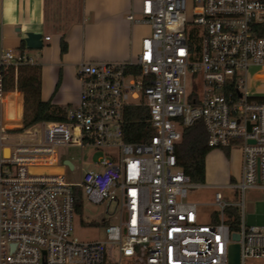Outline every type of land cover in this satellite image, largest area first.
Listing matches in <instances>:
<instances>
[{
  "label": "built area",
  "instance_id": "obj_1",
  "mask_svg": "<svg viewBox=\"0 0 264 264\" xmlns=\"http://www.w3.org/2000/svg\"><path fill=\"white\" fill-rule=\"evenodd\" d=\"M140 13L128 19L151 32L137 58L82 60L79 101L65 121L25 127L23 112L9 109L5 76L35 60L15 49L0 56V264H230L232 243L240 264H264V226L244 219L246 191L264 188V101L248 82L252 68L264 67V0H142ZM129 105L148 108V141L125 140ZM199 121L210 147L238 144L243 155L241 180L225 185L240 190V202L216 191L208 222L188 197L210 185L193 182L176 154L184 128ZM70 146L104 155L76 163L60 157ZM57 165L63 173L30 170ZM84 195L117 215L103 219V241L72 237ZM235 207L243 216L233 227Z\"/></svg>",
  "mask_w": 264,
  "mask_h": 264
},
{
  "label": "crops",
  "instance_id": "obj_2",
  "mask_svg": "<svg viewBox=\"0 0 264 264\" xmlns=\"http://www.w3.org/2000/svg\"><path fill=\"white\" fill-rule=\"evenodd\" d=\"M142 0H0V56L7 49L24 51L41 67V97L66 107L79 101L82 60L127 61L135 59L148 24L128 19L141 17ZM67 26L68 50L61 52V28ZM50 36V39H46ZM264 67L250 70V75ZM250 76V77H251ZM251 77V78H252ZM262 79H259V81ZM262 87L250 92L264 95ZM9 109L23 112L24 95L9 93Z\"/></svg>",
  "mask_w": 264,
  "mask_h": 264
},
{
  "label": "rangeland",
  "instance_id": "obj_3",
  "mask_svg": "<svg viewBox=\"0 0 264 264\" xmlns=\"http://www.w3.org/2000/svg\"><path fill=\"white\" fill-rule=\"evenodd\" d=\"M76 1L78 2V0ZM243 76L245 77L244 72ZM251 77H249L248 81L250 87L254 90V88L261 86L263 89L262 91H264V68H259L254 73L253 77ZM259 79L262 80L259 81ZM187 84L189 88L194 87L195 85L190 76L188 77ZM70 107L72 106H66L67 110ZM59 153L61 154L60 157L73 158L76 163H79L82 158L86 162L97 161L100 156L104 155L102 150H98L92 146H87L85 148L70 146L59 149ZM60 162L61 158L59 160V163ZM242 162V146L238 144L229 148L214 147L208 154L207 178L205 184L210 186L191 188L189 190L188 197L189 200L199 202L201 204L199 211L203 221L208 222L209 220L210 213L213 210L210 203L213 202L216 191H221L224 199L230 203L240 202V190L233 187H226L225 185L235 184L241 180ZM87 166L89 167L91 165ZM67 177L71 181H79L78 176L71 175L69 170L67 172ZM214 185L218 187H214ZM245 202L246 208L244 212V219L246 224L264 226V188L248 189L245 194ZM107 207L108 204L106 202L100 204L93 203L84 195L83 211L79 212L75 217L72 237L77 238L80 241L105 240L107 233L106 224L103 219L105 218L106 220H110L112 223L117 221V215L110 218L108 213H106ZM114 208L115 204H112L110 206V212H113ZM236 209L238 211V219L242 218V208L238 207Z\"/></svg>",
  "mask_w": 264,
  "mask_h": 264
},
{
  "label": "trees",
  "instance_id": "obj_4",
  "mask_svg": "<svg viewBox=\"0 0 264 264\" xmlns=\"http://www.w3.org/2000/svg\"><path fill=\"white\" fill-rule=\"evenodd\" d=\"M67 26L61 28V52L68 50L65 39ZM139 71V68H134ZM6 89H18L23 92V118L24 126L29 127L41 121L61 122L66 120L67 108L44 101L41 97V67L39 65H23L17 71L13 67L7 69L5 76ZM264 101V95L256 97ZM149 112L145 105H129L125 110L124 138L127 142L148 141L153 135V128L148 121ZM229 148V147H227ZM213 147L208 145V136L202 121L185 127L183 137L176 148L179 166L187 173L193 182L205 183L207 178V156ZM237 209L230 208L229 222L237 226Z\"/></svg>",
  "mask_w": 264,
  "mask_h": 264
},
{
  "label": "water",
  "instance_id": "obj_5",
  "mask_svg": "<svg viewBox=\"0 0 264 264\" xmlns=\"http://www.w3.org/2000/svg\"><path fill=\"white\" fill-rule=\"evenodd\" d=\"M9 148L5 149V155H9ZM66 164L70 167H73L71 161L66 160ZM31 172L33 173H41V174H60L63 173L64 167L57 165V166H42V167H31ZM240 235L238 232L233 233V238L235 240L239 239ZM229 263L230 264H240V245L238 243H232L229 247Z\"/></svg>",
  "mask_w": 264,
  "mask_h": 264
}]
</instances>
